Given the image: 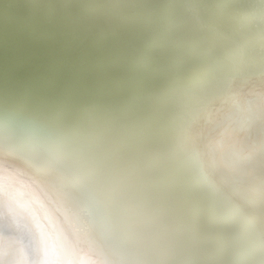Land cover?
Listing matches in <instances>:
<instances>
[{"label":"bare ground","instance_id":"bare-ground-1","mask_svg":"<svg viewBox=\"0 0 264 264\" xmlns=\"http://www.w3.org/2000/svg\"><path fill=\"white\" fill-rule=\"evenodd\" d=\"M256 94L264 0H0V163L57 177L113 264H264Z\"/></svg>","mask_w":264,"mask_h":264},{"label":"clouds","instance_id":"clouds-1","mask_svg":"<svg viewBox=\"0 0 264 264\" xmlns=\"http://www.w3.org/2000/svg\"><path fill=\"white\" fill-rule=\"evenodd\" d=\"M223 81L228 90L229 77ZM261 101L264 95L252 98ZM197 115L195 106L189 118ZM65 193L52 174L41 178L0 163V264H113L110 253L89 242L87 214Z\"/></svg>","mask_w":264,"mask_h":264},{"label":"snow or ice","instance_id":"snow-or-ice-1","mask_svg":"<svg viewBox=\"0 0 264 264\" xmlns=\"http://www.w3.org/2000/svg\"><path fill=\"white\" fill-rule=\"evenodd\" d=\"M86 237L89 240V242L92 241L91 238L89 237V234L86 233ZM99 250L104 252V253H106V254L109 253V250L106 247H104L103 245H100V249ZM106 264H107V262H106Z\"/></svg>","mask_w":264,"mask_h":264}]
</instances>
